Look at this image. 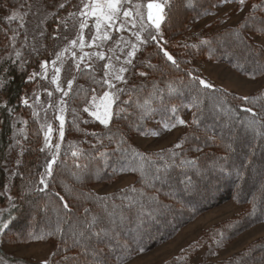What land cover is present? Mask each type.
<instances>
[{
  "label": "trees",
  "instance_id": "trees-1",
  "mask_svg": "<svg viewBox=\"0 0 264 264\" xmlns=\"http://www.w3.org/2000/svg\"><path fill=\"white\" fill-rule=\"evenodd\" d=\"M62 1L55 0L56 3ZM27 3H35V0H0V69L3 70L0 76L10 79V83L0 89V105L7 102L13 109L9 112V108L0 107V193L6 186L8 190L7 195H0V213L8 224L6 229L0 228V249L51 242L53 251L48 264H126L176 237L200 214L231 200L244 205V209L203 229L196 240L163 264H194L192 260L197 255H201L197 264H264V235L233 255L214 260L218 250L232 244L257 224L264 223V86L242 96L217 85L204 88L193 79H203L200 65L207 60L223 62L250 79L264 76V51L254 50L259 48L261 37L251 31L264 28V0H247L245 5H240L238 0L232 3L166 0L161 22L162 38L149 40L135 55V69L127 73L128 83L123 86L128 91L120 96L121 101L128 102L122 105L126 112L114 116L109 128L88 119L87 113L83 112L91 95L102 90L93 93L92 89L97 85L89 77L76 73L73 91L66 98L69 110L60 157L53 165L54 178L49 180V188L44 192L36 190L43 187L39 185L38 173L43 172L51 156L47 149L40 151L44 147L42 123L33 117L31 108L21 103V98L31 95L34 89L35 80L25 82L28 74L39 70V61L52 59L60 47L75 36L76 28L67 22L66 27L60 24L59 38L54 40L49 34H57L58 21L51 15L42 25L40 15L36 23L27 21L30 14L23 21L17 18L9 23L12 12L19 11L23 15L20 5ZM225 5L231 7L228 12L191 32L192 24L216 16ZM254 5L260 7L254 9ZM53 10L49 5V13ZM59 15L60 12L56 14ZM234 15H240V18L225 26ZM21 22L24 28L19 27ZM12 29L19 31L16 48L27 60L24 71L7 59L10 54L15 56L9 39L13 35ZM25 31L26 47L23 46ZM236 33L249 37L253 49L238 43L234 38ZM204 41L207 43H202ZM32 46L39 49V55L32 51ZM165 50L177 64L167 60L163 55ZM103 64L95 65L97 79L103 76ZM140 72L147 75L140 76ZM169 85L175 93H169ZM154 86L159 91L148 106L149 114L141 119L137 105L143 103ZM244 108L251 109L256 116L242 111ZM72 109L80 118L77 121L79 130L71 123ZM113 111H117L115 105ZM16 113L25 118L27 139L22 137L20 146L13 152L10 146ZM179 119H183L185 125L177 123L171 130L181 129L171 144L147 149L135 142L139 135L149 137L155 133L153 123L159 124L156 130L160 134L170 132L165 129V124L176 123ZM194 119L196 123H193ZM93 132L100 136L111 135L115 142L104 139L99 143L93 136L86 135ZM120 139L129 149L152 156L157 166L164 160L156 159V154L164 153L171 164L168 157L172 152L177 153L176 163L184 156L196 161V165L194 168L172 167L167 172L168 183L155 181L154 188L148 187L138 173L129 171V159L116 150ZM57 141L55 136L53 144ZM178 143L182 148L175 147ZM94 144L96 148L92 147ZM196 144L202 151L189 150ZM73 151L81 154L74 157ZM18 160L22 162L19 167ZM77 164L81 167L77 168ZM185 172L191 177L190 189L178 190L183 188L180 181L185 179ZM127 174L133 175L134 180L124 187L103 194L92 189L94 185H107ZM133 188L136 191H131ZM141 192L145 193L144 197H140ZM57 193L64 197L70 210L63 208ZM8 195L13 199L9 200ZM149 196H156L158 203L149 202ZM96 197L109 199L100 201ZM137 199L144 204V214L138 211L139 204L129 206L130 200ZM114 208L126 216L123 224H110L108 213ZM93 217L97 218L96 224L87 229L85 225ZM57 226L60 232L56 231ZM102 229L111 230V234L98 242L92 232ZM82 230L84 237L79 236ZM77 240L85 247H80ZM65 256L75 260L65 261Z\"/></svg>",
  "mask_w": 264,
  "mask_h": 264
},
{
  "label": "snow or ice",
  "instance_id": "snow-or-ice-1",
  "mask_svg": "<svg viewBox=\"0 0 264 264\" xmlns=\"http://www.w3.org/2000/svg\"><path fill=\"white\" fill-rule=\"evenodd\" d=\"M234 0H223V3H232ZM240 5H245L247 0H238ZM71 4V0H64V2L56 3L55 0H35V3H27L21 4L20 8L23 9V15L20 14L19 11L12 12V14L8 17L9 23L12 21L19 19L23 21L24 17L29 14L40 15L42 17L40 24H44V22L49 18V16H53L57 18L58 21V30L56 35L49 34L52 39L59 38V25L64 24L66 27V19L65 17H57L56 14L61 9H66V6ZM132 0H80L79 5H72L73 7H79V12H69L68 17L72 16H80L81 22L79 24V29L76 37L69 41V44L63 47L60 51L55 54V58L51 61L49 60H41L39 61V67L41 69L40 72L32 71L28 74L25 82L29 83L37 79L39 77L41 80L49 81V71H51V78L50 84L54 86L53 89L45 88L44 91L47 94L48 100L45 104H40V97L39 95L35 96V100L30 103V97L24 96L21 98V103L33 109V117L39 120L40 118V111L36 110V105H40V108L45 113L44 123L41 124V130L44 132V147L40 149L41 152H44L45 149L48 150V155L51 156V159L47 161L43 172L38 173L39 175V185H43L36 190L44 192L49 188V180L54 178V169L53 165L56 164L57 160L60 157V148L61 143L64 141L65 137V114L69 110V106L67 101L65 100L66 97L69 96V93L73 91V83L76 80V75H73L71 79L67 80L66 88L61 83V72L63 70V66L66 62L65 54H70L72 60V66L68 69V71L75 70L76 73H80L81 75L87 76L91 79L92 83L97 85L96 88L92 89L93 93H98V89L102 90L99 94L91 95V99L88 101L87 106L83 108V112L88 113L89 116L93 118L94 121L98 122L104 128H109V125L112 124L114 116L119 117L120 113L126 112V109L122 107L123 104L128 103L127 101H121L120 96L121 94L126 93L128 90L124 87H118V84L127 85L128 80L125 73L133 71L135 69V64L133 60L135 58L136 52L139 50L136 44H132L130 50L127 52L124 51L123 48H120L119 54L115 52L113 48L108 49L107 55V62L103 64V76L99 79L96 78V71L94 64V58L96 60L104 61L106 59V53L103 50V44L108 40H111L112 37L109 34L110 30H115L116 32L126 31L129 30V25L131 28H136L137 17L141 18V23L143 18L139 12L140 5H134L136 9L135 13L133 11V7H128L127 5H131ZM49 5L54 9L51 13H49ZM260 6L254 5L253 8L256 9ZM33 8H35V13H33ZM148 11V21L151 23L157 30L160 29L161 22L164 19L163 12L164 7L160 3L151 2L147 4ZM242 10V8H241ZM93 18L94 24L93 28L95 29L94 34L91 35L90 40L86 42L85 40V32L84 30L89 27L88 19ZM264 24V21H262ZM20 28H24L25 25L23 22L19 25ZM143 31H147L146 28H142ZM13 35L9 37L10 45L15 52V56L10 54L7 59L11 60L13 64L18 65V69L21 71L25 70V65L27 60L23 57V54L20 49L16 48V41L19 35V31L17 29H12ZM46 29L41 31L40 35L43 36ZM252 32L255 33L256 36L261 37V44L258 49H254L257 51H264V28L261 30L252 29ZM135 36L136 41L140 44H146L148 40L157 41L158 37L153 35L151 32H148V35L141 38L139 32L133 33ZM234 38L238 41V43L244 45L246 48L253 49V45L249 42V37L245 36L243 33H236ZM65 40L68 39L67 36L64 37ZM123 40V37L120 38ZM99 41V42H98ZM127 44V41H124ZM202 43H207L204 41ZM23 46H27V33L25 31V41L23 42ZM97 48L100 49L96 52H84L83 49L85 48ZM117 47H119V42H117ZM32 51L39 55V49L35 46H32ZM79 53V55H78ZM163 55L170 61L172 64H177V61L173 58L171 54H169L166 50L163 51ZM123 56V59H121ZM115 61V62H114ZM0 71H3L0 69ZM140 76H146L147 73L140 72L138 73ZM189 75H192L189 73ZM195 81H198V84L203 86L204 88H213L214 86L210 83L206 82L204 79L199 77H193ZM8 83H10V79H6L3 76H0V89H3ZM168 90L170 94L175 93V89L169 85ZM157 89L155 86L153 91L149 94L147 98L143 100L142 104H138L137 107L141 110V119L147 116L150 112V102L153 98L156 97ZM54 92L60 94L55 100H53ZM130 94V93H128ZM35 95V94H34ZM78 95V93H77ZM247 99V98H245ZM119 102V103H118ZM116 106L117 111H113V106ZM2 108H9L7 102L0 105ZM52 110L54 114V119L59 121L58 128L56 131L58 132V141L53 144L52 143V134H53V127L50 122L47 120L48 111ZM13 111V109L9 108V112ZM242 111L250 112L253 116H256L255 112H252L249 108H244ZM73 113V120L72 125L77 130H79V123L77 122L80 118L76 115V110L72 109ZM185 125V121L183 119H179L176 123L172 124H165L164 127L166 130L171 131L176 127V124ZM193 123H196L195 119ZM14 127V125H13ZM23 129L19 130V133H14V138L16 135L23 134ZM86 135H91L96 139L99 143H102L104 139L109 140L110 142L113 141V137L111 135L105 134L104 136H100L97 133H86ZM155 135H159V133H155ZM27 139V136L23 137ZM197 140L200 137H196ZM207 143V141H205ZM16 144H20V140H16ZM12 146H10L11 148ZM93 148H96L97 145H92ZM176 148H182L181 144H176ZM230 147V146H229ZM117 151L123 153L129 159V171L138 173L142 181L148 187H155V181H160L161 183H168L167 172L172 167L178 168H186V167H195L196 161L187 159L186 157L182 156L179 160V163H176V156L177 153L172 152L168 159L172 161V163H168V160L165 159V154L160 153L156 154V159L164 160L162 165L157 166L152 156L144 155L139 151L129 149L126 146V142L120 139L117 142ZM189 150L191 151H202L201 147L196 144L191 147ZM78 151H73L72 156H78ZM21 155H23V148H21ZM101 155H106V153H101ZM22 162L17 161V167L21 166ZM4 166L6 167V161L4 162ZM77 168H80L81 165L77 164ZM85 169L87 166H83ZM154 170V171H151ZM223 171V169H221ZM163 172L164 175H160ZM185 179L180 181V184L183 185L182 191H188L190 189V181L191 177L188 175L187 172L184 173ZM79 179V177H77ZM7 186L5 187V191L0 193V195H7ZM31 191V189H29ZM131 191H136L135 188L131 189ZM59 196V194H56ZM90 195V194H89ZM145 193L141 192L140 197H144ZM7 198L12 200L13 198L8 195ZM60 201L63 202V208L65 210L69 209V204L64 200L63 196H59ZM96 199L100 201H106L109 198L106 197H96ZM149 202L158 203L156 196H149L147 197ZM135 204H139L138 211L141 214H144V204L141 203L139 199L129 201V206H134ZM87 211V210H86ZM110 218V224L117 225L123 224L126 220V216L123 212H117L115 208L108 213ZM96 217H93L91 222L87 223L85 227L87 229H92L93 225L96 224ZM8 224L6 222L0 221V228L6 229ZM57 232H60L59 226L56 229ZM111 234V230H100V231H93L92 235L97 238L98 242H102L103 239ZM79 236L84 237V231L79 232ZM77 244H80V241H76ZM80 247H85L84 244H80ZM65 261L75 260L72 257H64ZM47 264V262H45Z\"/></svg>",
  "mask_w": 264,
  "mask_h": 264
},
{
  "label": "rangeland",
  "instance_id": "rangeland-1",
  "mask_svg": "<svg viewBox=\"0 0 264 264\" xmlns=\"http://www.w3.org/2000/svg\"><path fill=\"white\" fill-rule=\"evenodd\" d=\"M165 1L166 0H132V4L127 6L133 7V11L135 13L136 9L134 8V5L139 4L140 5L139 12L143 18V21L141 23V18L137 17L136 28H131L129 25V30L126 31L116 32L115 30H110L109 34L111 35L112 39L108 40L103 44V50L106 53V58L107 55L111 54L108 53L109 48H113L115 52L119 54L120 48H123L124 51L127 52L128 50H130L132 44L137 45L139 49L136 52L137 54L148 42L146 44H140L138 41H136L133 33L139 32L142 39L148 35V32H151L153 35H156L158 37L157 41L160 38H162L161 26L160 29L157 30L148 21L149 10L147 9V4L151 2H156V3H160L164 7ZM62 2H64V0ZM87 2H90V0H87ZM79 4H80V0H71V4H68L66 6V9H61L59 11L60 12L59 17L67 18L66 22L69 23L70 26L76 28V34L72 39H74L78 33L79 24L82 18L78 15L68 17V13L79 12V7L72 6ZM230 9H231L230 5H225L220 8L219 13L216 16L209 17L207 19L192 24L191 32L201 29L203 26H205L212 20H215L218 17L222 16ZM20 14L22 15V13ZM38 16L39 15L30 14V16L26 17V20L31 23H36L39 21L37 19ZM239 18L240 15H234L224 25L226 26L233 24ZM23 20H25V17ZM93 24H94L93 18H89L88 19L89 27L84 30L86 42L90 40L91 35L94 34L95 32V29L93 28ZM142 28H146L147 31H143ZM121 37H123V40L120 39ZM124 41H127L128 43L125 44ZM117 42H119V47H117ZM258 42L259 44H261V38L258 39ZM68 44L69 42H67L65 45L60 47L59 51ZM99 50L100 49H97L95 47L93 48L86 47L85 49H83L84 52H89V53L96 52ZM65 57H66V62L61 72V83L66 88L67 80L71 79L73 75H76V72L74 69L71 72L68 71V69L72 66V60L70 54L68 53L65 54ZM54 58L55 56L52 59ZM52 59H50L49 61H51ZM121 59H123V56H121ZM93 62L95 65H97L99 62L106 63L107 59H105L104 61H100L94 58ZM200 68L203 73V79L206 82L210 83L211 85L220 86L228 91L235 92L242 96H246L264 86V76L257 79H250L244 77L223 62L207 60L203 62L202 65H200ZM40 71L41 69L39 68V70H37L36 72H40ZM124 75L127 77V73H125ZM50 78H51V71H49V81ZM49 81L41 80L39 77H37V79L35 80V85L32 94L28 96L31 98L30 103H32L35 100L36 95H39L40 97V104L46 103L48 97L44 89L48 88L51 90L54 88V86H52ZM123 86L124 84H118V87H123ZM59 95L60 94L54 92L53 100H55ZM36 110L40 111L39 120L41 123H44L45 113L40 108V105H36ZM87 118L93 120V118L89 116L88 113H87ZM47 120L52 124V127L54 129L52 134V143H53L54 137L57 136L58 138V132L56 131V129L58 128L59 121L54 119V114L52 110L48 111ZM66 121H67V115L65 114V123ZM13 125L14 127L12 133L11 151L15 152L16 147L20 146V144H16V140H20L21 143V138L24 137L26 134L25 118L20 113H16L14 115ZM156 128H159V124L157 122L152 124V129L154 130L155 133L158 132ZM20 129L24 130L23 134L16 135L14 138L13 134L19 133ZM180 132L181 129H176L174 131L160 133L158 136L155 135V133L149 137L139 135L136 137L135 142L143 148L157 149L174 142ZM133 180H134L133 175L127 174L113 183L107 185H103V184L94 185L92 186V189L97 193H102V194L109 193L118 188L124 187L132 183ZM243 209H244V205H240L231 200L226 201L200 214L195 220H193L191 223L186 225L173 239L169 240L168 242H165L164 244L156 247L155 249L149 252H146L145 254H141L135 257L126 264H163V262L177 255L184 247H186L188 244L196 240L201 234L203 229H206L217 222L230 218L233 215L240 213ZM0 221L7 223V219L4 220L1 213H0ZM263 235H264V223L257 224L256 226L244 232L232 244L218 250L215 254L214 260L224 259L233 255L234 253L246 247L250 242L254 241L255 239ZM52 251H53V246L51 242L27 244L16 247H5L3 249H0V264H45V262H47L48 264ZM200 260H201V255H197L194 257L192 262L194 264H197Z\"/></svg>",
  "mask_w": 264,
  "mask_h": 264
}]
</instances>
